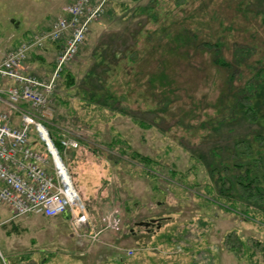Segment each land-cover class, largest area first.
Listing matches in <instances>:
<instances>
[{
    "label": "rangeland",
    "instance_id": "rangeland-1",
    "mask_svg": "<svg viewBox=\"0 0 264 264\" xmlns=\"http://www.w3.org/2000/svg\"><path fill=\"white\" fill-rule=\"evenodd\" d=\"M73 1L0 0V53L49 31ZM204 41L222 42L233 63L238 44L248 48L247 65L218 68ZM61 44L32 48L29 70L52 75ZM263 67L264 0H108L56 76L44 116L52 140L78 143L60 156L88 221L11 218L0 203V264H264V193L249 205L223 188L237 138L252 143L237 149V171L250 161L264 184V96L257 123L231 115L236 87ZM90 69L101 74L94 89ZM106 89L112 109L86 100ZM212 149L225 155L215 181L205 164Z\"/></svg>",
    "mask_w": 264,
    "mask_h": 264
},
{
    "label": "built area",
    "instance_id": "built-area-1",
    "mask_svg": "<svg viewBox=\"0 0 264 264\" xmlns=\"http://www.w3.org/2000/svg\"><path fill=\"white\" fill-rule=\"evenodd\" d=\"M107 1L74 0L64 5L49 31L21 41L0 56V97L10 107L0 111V203L13 218L67 214L75 227L88 221L66 168L60 165L44 116L56 76L74 60L92 21L99 19ZM48 42L62 43L53 74L39 77L29 73L25 64L28 52ZM4 81L8 87H2ZM33 133L39 141H31ZM61 145L75 148L78 143L63 138ZM125 252L127 256L133 254L132 250Z\"/></svg>",
    "mask_w": 264,
    "mask_h": 264
},
{
    "label": "trees",
    "instance_id": "trees-1",
    "mask_svg": "<svg viewBox=\"0 0 264 264\" xmlns=\"http://www.w3.org/2000/svg\"><path fill=\"white\" fill-rule=\"evenodd\" d=\"M194 35H185L184 39L185 41H192V37ZM203 48L207 52L210 53L212 56V61L213 63L220 69H228L230 72H232L234 69L239 68L240 66L246 64L247 57L246 52L248 53V48H244L238 44L237 49L234 50L233 53V60L235 63L232 61H228L227 58L223 55L222 51V42L220 41H204L202 42ZM237 46V44H236ZM249 54V53H248ZM247 65V64H246ZM101 74H97L94 69H90L86 73V82L92 86L94 89L95 86L98 82H100L99 77ZM254 78L248 79L242 87H236L237 92L236 96L234 97L231 105V109L233 110V113L231 112L232 116H235L236 118H242L244 121H247L248 123H257L256 121L258 120V114L259 111L257 109V105H259V100L258 98L260 96H264V67L259 68L256 70L255 74L253 75ZM232 87V86H231ZM87 90V89H86ZM260 94V96H259ZM87 96V95H86ZM116 98L112 93H110L109 90H104L101 91V93H98L95 90H92L90 92V96L86 98V100H89L94 103L102 104L103 106H106V108L112 109L113 107L111 104L107 103V100H115ZM257 100L256 105L253 104V100ZM94 100V101H92ZM103 102V103H102ZM255 103V102H254ZM230 105V106H231ZM121 113L127 114L126 109H121ZM264 117V114H262ZM52 137V136H51ZM235 141H232V146L233 151L230 152L231 158L234 161V158L236 156L237 162H239L240 159H243L242 155L238 154L236 151L239 147H242L247 150V148L252 147V143L249 140H242V139H233ZM54 145L60 152L62 149L61 141L58 139L53 140ZM232 148V147H231ZM263 154H261V158H263ZM140 159V161L143 162L145 166H148L150 163V158L147 156H142V155H136ZM234 157V158H233ZM247 159V158H246ZM225 155L224 152L221 150L215 151V149H212L210 153L208 154V158L206 159V166L208 170V174L210 175V178L215 181V174H217V165L222 163V166L226 163V169L223 170V178H226L228 182H226L223 186L225 190L229 192V194L234 195V200H242L246 201L249 205L251 204H257V201H252L257 195L263 194L264 193V184H261V181L258 179L259 174L258 171H256L253 168H250L251 162L249 161L248 167L247 168H242V170L237 171L236 163L233 164V162H228L225 161ZM247 165V163H246ZM237 166L241 167V165L238 163ZM243 166V164H242ZM149 167V166H148ZM148 171H151V169H148ZM155 173V172H154ZM154 176V175H153ZM156 176V174H155ZM219 180H223L222 177H219ZM221 191L223 189L221 188Z\"/></svg>",
    "mask_w": 264,
    "mask_h": 264
},
{
    "label": "crops",
    "instance_id": "crops-1",
    "mask_svg": "<svg viewBox=\"0 0 264 264\" xmlns=\"http://www.w3.org/2000/svg\"><path fill=\"white\" fill-rule=\"evenodd\" d=\"M11 50V49H10ZM10 50H8V51H10ZM3 52V51H2ZM7 52V49H6V51H4L3 53H0V56L1 55H3V54H5ZM28 67V70H29V66H27ZM30 71V70H29ZM31 72V71H30ZM32 73H34V72H32ZM37 73H39V71L38 70H36V72H35V74H37ZM39 75V74H38ZM6 84H8V83H2V87L4 86V85H6ZM6 101H5V99L3 98V97H0V111H3V110H5L6 109Z\"/></svg>",
    "mask_w": 264,
    "mask_h": 264
},
{
    "label": "water",
    "instance_id": "water-1",
    "mask_svg": "<svg viewBox=\"0 0 264 264\" xmlns=\"http://www.w3.org/2000/svg\"><path fill=\"white\" fill-rule=\"evenodd\" d=\"M12 22H16L15 20H11ZM153 221V219L151 220V222ZM145 225L149 224V222H144Z\"/></svg>",
    "mask_w": 264,
    "mask_h": 264
},
{
    "label": "bare ground",
    "instance_id": "bare-ground-1",
    "mask_svg": "<svg viewBox=\"0 0 264 264\" xmlns=\"http://www.w3.org/2000/svg\"><path fill=\"white\" fill-rule=\"evenodd\" d=\"M57 149V148H56ZM60 165L62 166V167H64L65 168V165L62 163V162H60Z\"/></svg>",
    "mask_w": 264,
    "mask_h": 264
}]
</instances>
